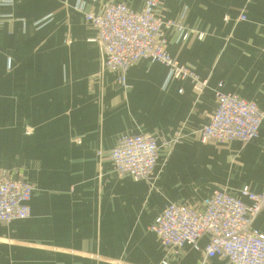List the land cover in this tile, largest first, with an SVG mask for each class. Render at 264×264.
<instances>
[{"label":"crops","instance_id":"obj_1","mask_svg":"<svg viewBox=\"0 0 264 264\" xmlns=\"http://www.w3.org/2000/svg\"><path fill=\"white\" fill-rule=\"evenodd\" d=\"M110 1L141 11L146 0H0V169L35 187L31 216L0 223V264H231L205 259L207 235L177 253L151 227L170 204L264 191V121L248 143L197 137L220 83L264 112V0H162L165 19L197 32L168 31L167 51L208 80L202 93L151 60L126 86L103 69L85 16ZM140 133L161 141L152 181L117 175L110 159L120 136ZM254 227L264 234V210Z\"/></svg>","mask_w":264,"mask_h":264},{"label":"built area","instance_id":"obj_2","mask_svg":"<svg viewBox=\"0 0 264 264\" xmlns=\"http://www.w3.org/2000/svg\"><path fill=\"white\" fill-rule=\"evenodd\" d=\"M162 0H146L141 11L125 2L110 1L101 13H88L85 18L97 30V43L102 52V68L118 73V82L126 86L130 67L142 60L165 65L172 78L191 80L198 93L208 88V80L186 65L180 64L167 51L168 31L175 32L185 42L196 31L188 29L183 18L165 19L159 9ZM184 17V15H182ZM239 20L245 21L243 14ZM203 35L199 34V38ZM217 108L209 123L197 134L199 141L220 144L238 140L244 143L259 137L264 112L257 103L237 94L215 89ZM178 133L163 147L181 142ZM159 137L140 133L122 135L110 152L114 171L119 176L130 175L135 180L152 181L161 149ZM35 187L22 178H13L0 169V223L9 224L31 216L30 202ZM264 210V191L254 193L244 187L236 195L218 189L205 201L203 209L170 204L151 227L164 248L180 252L189 245L199 248L204 236L209 242L204 249L205 259H227L231 264H264V234L254 227L258 214ZM162 264H168L163 261Z\"/></svg>","mask_w":264,"mask_h":264}]
</instances>
